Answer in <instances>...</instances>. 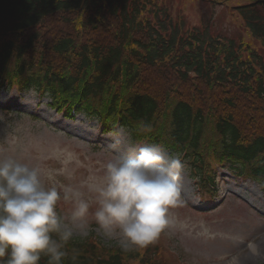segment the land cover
<instances>
[{
  "label": "trees",
  "instance_id": "obj_1",
  "mask_svg": "<svg viewBox=\"0 0 264 264\" xmlns=\"http://www.w3.org/2000/svg\"><path fill=\"white\" fill-rule=\"evenodd\" d=\"M200 1L220 16L194 24L164 0H0V81L99 119L121 115L135 142L180 155L199 190L216 184L213 157L264 187V0ZM228 14L241 33L221 27ZM64 249L63 264L168 257L158 239L127 252L92 238Z\"/></svg>",
  "mask_w": 264,
  "mask_h": 264
},
{
  "label": "rangeland",
  "instance_id": "obj_2",
  "mask_svg": "<svg viewBox=\"0 0 264 264\" xmlns=\"http://www.w3.org/2000/svg\"><path fill=\"white\" fill-rule=\"evenodd\" d=\"M164 1L178 10L182 8L181 12L194 24L203 16L208 18L211 11L215 18L221 14V10H214L200 0H189L186 4L185 0ZM220 20L221 27L231 35L237 31L241 33L242 27L234 16L228 14ZM14 95V89H0V156H11L39 167L49 186H67L94 200L95 193L90 192L88 186L102 181L104 165L116 155L109 148L112 136L124 129L101 136L97 132L96 118L79 114L75 119L65 120L50 107L47 98L40 100L36 93L25 91L18 106ZM9 103L16 107L9 111ZM223 179L218 200L200 206L199 191L186 172L184 202L169 210L173 224L164 230L167 245L172 249L171 255L166 252V264H231L234 260V264H264L262 191L250 181L237 182L228 179L227 175ZM95 207L93 203L90 212H94ZM70 209V203L61 201L59 204L58 210L62 214ZM206 211L209 212L204 213ZM89 220L93 229L89 235L94 232L101 242L115 245V242H106L95 231L97 225L91 216ZM250 242L259 246V254L249 247Z\"/></svg>",
  "mask_w": 264,
  "mask_h": 264
},
{
  "label": "clouds",
  "instance_id": "obj_3",
  "mask_svg": "<svg viewBox=\"0 0 264 264\" xmlns=\"http://www.w3.org/2000/svg\"><path fill=\"white\" fill-rule=\"evenodd\" d=\"M109 148L116 155L104 165L102 181L88 186L94 200L67 186H49L39 167L0 156V264H39L42 257L63 264L64 246L93 230L90 216L95 231L126 252L147 247L173 224L169 210L184 202L187 162L159 145L132 143L124 130L112 136ZM61 201L71 204L67 213L58 210ZM249 247L259 254L255 242Z\"/></svg>",
  "mask_w": 264,
  "mask_h": 264
},
{
  "label": "bare ground",
  "instance_id": "obj_4",
  "mask_svg": "<svg viewBox=\"0 0 264 264\" xmlns=\"http://www.w3.org/2000/svg\"><path fill=\"white\" fill-rule=\"evenodd\" d=\"M236 261L234 260L231 264H234Z\"/></svg>",
  "mask_w": 264,
  "mask_h": 264
}]
</instances>
